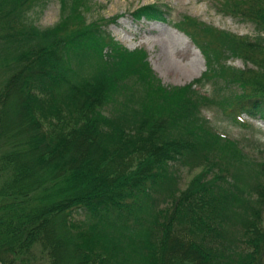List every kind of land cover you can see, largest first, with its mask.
<instances>
[{
  "label": "trees",
  "instance_id": "obj_1",
  "mask_svg": "<svg viewBox=\"0 0 264 264\" xmlns=\"http://www.w3.org/2000/svg\"><path fill=\"white\" fill-rule=\"evenodd\" d=\"M41 1L0 0L2 264H264V149L204 113L264 120V0L215 3L252 21V37L184 15L207 69L173 85L106 27L120 14L88 20L91 0H61L41 26L30 16ZM199 166L182 188L181 170Z\"/></svg>",
  "mask_w": 264,
  "mask_h": 264
},
{
  "label": "rangeland",
  "instance_id": "obj_2",
  "mask_svg": "<svg viewBox=\"0 0 264 264\" xmlns=\"http://www.w3.org/2000/svg\"><path fill=\"white\" fill-rule=\"evenodd\" d=\"M218 0H91V6L84 9L88 20L107 18L120 14L116 20L107 24V28L129 48L143 47L149 54L150 62L164 83L184 84L201 75L207 69V57L193 38L181 29L177 22L184 15L213 24L238 34L256 35V26L252 21L242 20L220 11L215 4ZM159 2L172 7L168 20H150L136 18L132 11L141 4ZM31 18L41 26L56 23L61 17V0H42L30 12ZM228 63L240 68L247 67L243 58L232 56ZM249 65H252L249 63ZM215 84L208 82L199 87L211 92ZM239 86L232 88L237 93ZM213 126L220 132L236 138L252 154H261L264 149V120L243 113L247 122L235 123L221 108L204 109ZM202 171L199 167H184L181 170V187L186 188L191 178ZM0 264L2 262L0 261Z\"/></svg>",
  "mask_w": 264,
  "mask_h": 264
}]
</instances>
